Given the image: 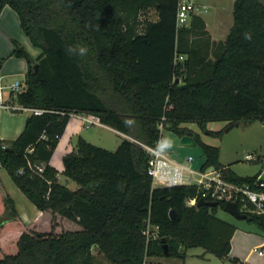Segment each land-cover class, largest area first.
Masks as SVG:
<instances>
[{"label":"trees","instance_id":"16d2710c","mask_svg":"<svg viewBox=\"0 0 264 264\" xmlns=\"http://www.w3.org/2000/svg\"><path fill=\"white\" fill-rule=\"evenodd\" d=\"M177 4L0 0V15L7 6L14 10L22 32L40 50L34 59L12 40V55L26 61L27 72L24 91L10 94V101L46 111L29 115L16 140L0 138V168L40 212L25 222L0 178V264H99L93 247L112 264L184 259L183 251L197 247L243 264L229 257L236 226L216 217L224 204L188 206L198 195L194 185L153 186L149 156L140 144L153 147L163 122L180 138L192 133L205 158L201 171L221 170L237 185L256 183L257 175L241 177L221 165L219 148L182 125L195 123L207 131L211 122L264 121V5L235 0L226 38L212 42L199 15L189 27L176 29ZM150 8L157 21L142 19ZM77 45L87 47V54L68 51ZM176 54L185 61L175 65ZM71 114L94 116L132 140L123 138L109 151L79 137L74 151L62 158V183L51 160ZM29 163L42 166V173ZM245 215L242 220L264 236V217ZM154 230L155 237L146 234Z\"/></svg>","mask_w":264,"mask_h":264},{"label":"rangeland","instance_id":"374dc122","mask_svg":"<svg viewBox=\"0 0 264 264\" xmlns=\"http://www.w3.org/2000/svg\"><path fill=\"white\" fill-rule=\"evenodd\" d=\"M195 1V0H194ZM235 0H203L202 5H199L202 8V12L198 15L206 21L207 29L210 33L212 42H219L217 40L223 41L230 28L233 25V8ZM264 5V0H261ZM146 17L151 20L156 19V12L154 9H151L147 12ZM144 19V17H142ZM190 25V24H189ZM189 27V26H187ZM213 32L214 38H212L211 32ZM12 40L18 41L29 53V55L36 59L39 55L40 50L32 46L29 39L22 32L19 18L17 13L12 10L10 7H7L2 17L0 18V87H8L15 81H23L24 79V67L20 66L16 57L12 55L14 50V45ZM186 57V56H185ZM25 64L26 61L24 60ZM4 100L9 98V90L5 88L2 91ZM256 124L252 125L248 130L245 124H240L235 126L229 132H226L228 123L224 124L223 122H211L207 124V131L211 132H220L218 136H210L206 132L199 128L195 123L183 124L185 128L191 130L193 133H196L201 141L205 144L218 147L220 150V161L225 165L233 164L236 165L235 171L239 174L248 173L251 170V163L245 161L244 156L248 152L246 151L245 139H248L250 142H253L255 145V150L257 154L264 153V126L261 122H255ZM83 122L75 117H71L67 127L60 137L61 140L58 142L59 147L55 148V165L62 167V155L66 152H71L76 148V142L79 137H82L90 144L109 150L115 151L123 140V136L116 134L115 132L95 126L92 132H89L87 129H81ZM246 131V132H244ZM245 137V138H244ZM125 139H131L126 138ZM163 138H167L171 141L172 147L169 150L170 156L179 160H186L191 157L194 159L193 167L197 169L204 162V155L202 153L200 146H185L181 144V138L178 137L175 133L167 131L164 129ZM137 141V140H136ZM138 143H141L137 141ZM258 143V144H257ZM250 151V150H249ZM255 152V151H254ZM10 179V178H9ZM62 183L65 182L63 176L60 177ZM7 185H13L15 187L18 195L22 198L23 202L21 203L20 199L12 193L15 202L20 208H25L23 205L30 202L26 197L17 189L11 180L7 182ZM71 189H76L77 185L74 182L70 183L69 186ZM9 190V187H7ZM27 218L24 220L27 223L33 221L32 219L35 214L29 213ZM216 217L220 220L229 222L236 226L237 230L244 231L246 233H258L257 228L253 223H250L246 220L238 219L229 213L225 212L223 209L219 208L216 214ZM149 236H156V230L153 233L148 231ZM186 256L184 259L181 258H170L169 264H234L229 260H221L215 255L211 254L202 247L191 248L183 251ZM92 253L94 255L95 261L99 264H112L107 259H105L99 252L96 247H93ZM147 264H155L154 260L150 258L146 259Z\"/></svg>","mask_w":264,"mask_h":264},{"label":"built area","instance_id":"2783aa9c","mask_svg":"<svg viewBox=\"0 0 264 264\" xmlns=\"http://www.w3.org/2000/svg\"><path fill=\"white\" fill-rule=\"evenodd\" d=\"M202 12V8L195 3L194 0H178L176 14V29L189 26L193 15H198ZM185 61V57L176 54L174 58L175 65ZM7 88L14 98L19 93L24 91V81H15L8 87H0V111L9 112H26L29 115H43L46 113L43 109H34L21 107L15 102L4 100L2 91ZM70 117H75L83 122L84 129L93 130L95 126L109 128L102 124L100 120L91 115L71 114ZM164 121V118L162 119ZM160 139L163 137L164 123L161 122L158 126ZM159 139V140H160ZM132 140V139H131ZM157 143L150 147L145 144L140 146L146 151L149 156L147 173L152 178L153 186H177V185H194L198 189V195L187 200L188 206H197L200 199L207 202L216 203H235L242 214L252 213L264 217V182L257 179L254 185H237L229 182L224 177L221 170L209 168L205 171L194 170L190 164L193 161L191 157L184 162L176 161L170 156L169 150L156 151ZM246 160H254L252 155H246ZM38 173H42L43 167L32 166ZM59 179V176H58ZM148 235V232H146Z\"/></svg>","mask_w":264,"mask_h":264},{"label":"crops","instance_id":"0c3cea01","mask_svg":"<svg viewBox=\"0 0 264 264\" xmlns=\"http://www.w3.org/2000/svg\"><path fill=\"white\" fill-rule=\"evenodd\" d=\"M202 2H203V0H195V3L197 5H202ZM7 7H5L3 9V11L0 15V18L2 17V14ZM151 9L152 8H150L149 10H151ZM144 18H148V17H146V15H145ZM149 20H151V19H149ZM157 20H158V15L156 13V19L151 20V21H157ZM203 20H204V18H203ZM205 23H206V21H205ZM206 27H207V24H206ZM211 34H212V38H214L213 32H211ZM217 41H221V40H217ZM18 61L22 62V63H19V65L24 67V74L26 75L27 64H25L23 59H18ZM24 79H25V76H24ZM24 79H23V81H24ZM9 100H10V92H9V98L7 99V101H9ZM28 117H29V114L26 112H21V111L20 112H9V111H4V110L0 111V138L5 142H11V141L16 140L19 137V135L22 133V131L24 130L26 120ZM223 123L226 124L225 122H223ZM254 124H256V123L254 122L250 125H247L248 127L246 130L251 128V126ZM182 127H185V126L182 125ZM81 129H84L83 125H82ZM106 129H109V130L115 132L116 134L123 136V138L125 136L124 134L119 133L114 129H111V128H106ZM89 132H92V130H89ZM244 132H246V131H244ZM126 138H129V137L126 136ZM60 140H61V138H60ZM245 140L246 141L244 144H245L246 149H247L246 151H248V152L245 154L244 159H245V161L250 162L252 164L251 170L248 173L239 174L238 172H236L234 170L236 165H233V164L225 165L222 161H220V159H219V162L224 167H229L238 176L252 177V176L257 175L258 176L257 179L264 182V153L257 154L258 152L256 153L257 150H255V148H254L256 144H254L253 142H250L248 139H245ZM59 145L60 144H58V147H59ZM73 151H74V149L71 152H73ZM67 153H70V152H66V154ZM64 155L65 154L62 155V158ZM246 155H252L253 157H255V159L252 161L246 160V158H245ZM54 156H55V153L53 154V157L51 160V165L57 169V171L59 173V180H60V177L62 176L61 172L63 169V165H62V167H60L58 165L56 166L55 162H54V160H55ZM175 160L181 161V162L185 161V160H179L176 158H175ZM193 162H194V159L191 162L190 166L194 170H200L201 165L199 167H197V169H195L193 167ZM0 178H1L3 185L6 188L8 194L11 196V198L14 200V202H15V199H14V197H12V193L15 194L21 200L20 201L21 203L26 202V201H23L22 198L18 195V193H17L15 187H13V185H7V182L11 179H9L10 177L8 176L6 171L1 169V168H0ZM7 187H9V190ZM15 205H16V208H17L19 215L21 216V218L23 220H25L27 218V215H30L27 213V211H29V213L33 212V214H35L34 217L32 218L34 220L40 214V212L35 208V206L33 204L29 205L28 203H25L23 205H26V206H24L25 208H23V209L20 208L16 202H15ZM30 222H32V221H30ZM229 257L237 258L243 264H264V236L261 234H258L256 232L246 233L244 231L236 230L234 232L232 238H231V251H230ZM150 259L154 260L155 264H169L168 262H170V258H166V257H162V258L154 257V258H150Z\"/></svg>","mask_w":264,"mask_h":264},{"label":"water","instance_id":"95a60500","mask_svg":"<svg viewBox=\"0 0 264 264\" xmlns=\"http://www.w3.org/2000/svg\"><path fill=\"white\" fill-rule=\"evenodd\" d=\"M0 69H1V66H0ZM37 69H38V66L35 65V71H37ZM176 83H179V80H177ZM184 86H185V84L181 85V87H184ZM262 125L264 126V121L262 122ZM234 127H235V124H231L228 127V129L226 130V132H229ZM181 144L185 145V146H196V142L194 140L192 133H188L186 135H183L181 137ZM197 205H198V207H203V206L215 207V206H217V203L216 202H207V201L200 199L198 201ZM223 210L225 212L229 213L230 215L238 218V219H245L246 218V215L242 214L239 211V208H238L237 204H235V203H226L223 207ZM170 215H172L171 218L173 219L174 218V212L171 211ZM162 242H164V240H162ZM163 248H164L165 253L168 254L167 245H163Z\"/></svg>","mask_w":264,"mask_h":264},{"label":"clouds","instance_id":"9594fccd","mask_svg":"<svg viewBox=\"0 0 264 264\" xmlns=\"http://www.w3.org/2000/svg\"><path fill=\"white\" fill-rule=\"evenodd\" d=\"M245 39H251V34L250 33H246L245 34ZM78 50V54L80 56H84L87 54L88 52V49L87 47L85 46H80V45H77L75 47H70L68 49L69 52H77ZM127 123L131 124L132 121H127ZM172 147V143L170 140H168L167 138H161L158 142H157V145H156V148L155 150L156 151H167L168 149H170Z\"/></svg>","mask_w":264,"mask_h":264}]
</instances>
